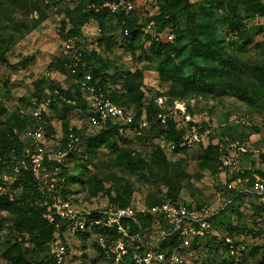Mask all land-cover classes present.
Returning <instances> with one entry per match:
<instances>
[{
    "label": "rangeland",
    "instance_id": "rangeland-1",
    "mask_svg": "<svg viewBox=\"0 0 264 264\" xmlns=\"http://www.w3.org/2000/svg\"><path fill=\"white\" fill-rule=\"evenodd\" d=\"M165 1L137 0V24L142 27L144 37L136 54L121 47L120 37L117 47L111 46L107 54L99 49L102 56L129 72L124 86H117L120 90L117 95L120 101L130 99V105L136 106L140 117L136 125L134 113L124 108L133 118L130 124L119 122L127 126L120 130L126 141L112 136L107 137L105 144L91 141L98 136L97 130L87 126L82 115L71 111L64 118L58 113L49 119L47 128L52 137L46 141V147L66 156L70 177L64 175L63 169L66 183L60 190L63 199L81 214L101 212L108 206L133 208L172 198L191 205L194 210L206 208L219 213L218 220L228 223L230 220L236 226L240 212L220 214L232 203H227L228 192L240 193L248 181L234 179L237 170L253 172L256 181L260 177L258 172L264 168L259 163L264 153V51L257 47L264 40V13L258 7H264V0H186L175 7L172 5L176 0ZM84 4L85 0H0L2 128L13 117L32 114L41 79L49 76L63 84L67 73L48 72V68L67 49L68 32L84 19L81 11ZM226 14L239 17V30L230 29L225 23ZM205 24L210 30L202 28ZM97 28L94 23L87 27L84 41L86 38L91 43L99 39ZM109 32L120 35L115 21ZM170 36L172 41L168 40ZM145 37L149 38L146 42ZM211 39L215 40L214 48L220 50L219 54L215 58L198 54L197 46ZM245 39L253 44L243 46ZM169 56H172L171 65L163 69L170 71L176 67L175 79L161 75L162 63ZM201 75H204L202 85L218 83L215 89L225 94L196 90ZM241 95L247 100H241ZM48 108L45 114L50 112ZM159 114L165 116V123L158 119ZM143 122L147 127L138 136L136 130ZM73 128L84 135L81 143L75 145L71 141L65 143L66 133ZM146 131L147 140L139 141ZM19 136L23 141L25 132ZM221 144L234 147L239 156L236 170L225 169L224 158L221 163L215 156V146ZM62 147L73 152L70 161L69 153ZM151 149L155 153L147 158L149 162H140ZM11 171L6 170L10 177L8 192L13 201H21L12 207L0 206V264H41L58 242L60 230L55 228V241L49 244L45 215L42 219L37 209L45 207L47 200L34 197L31 192L24 193L20 182H14L15 173L10 174ZM51 172V166H47V173ZM71 177H77V181L67 184ZM43 192L52 203L51 193L46 189ZM239 202L233 207L240 206L249 217L245 221L249 220V203L254 202L253 197ZM245 225L253 229L247 221ZM217 233L212 230L209 236ZM219 233L220 238L227 236L222 231ZM151 235L150 240L156 241L158 233ZM242 235L234 240L239 241ZM93 238L70 237L66 263L110 264L98 252ZM245 243L251 248L264 244V239L257 241L249 235ZM162 250L167 251L168 244H163ZM184 256L187 264H229L233 260L234 264L238 263L206 237L198 240L196 250L191 248ZM262 258L264 249L249 264H264Z\"/></svg>",
    "mask_w": 264,
    "mask_h": 264
},
{
    "label": "trees",
    "instance_id": "trees-1",
    "mask_svg": "<svg viewBox=\"0 0 264 264\" xmlns=\"http://www.w3.org/2000/svg\"><path fill=\"white\" fill-rule=\"evenodd\" d=\"M101 0H85V7H82L81 11L83 14V20L78 25H74L75 28L71 29L68 32L67 35V43L73 39L74 37L80 38V43L77 45V49L79 54L81 55V63L76 69L75 74H72L70 69L75 64L74 61H72V55L71 53L65 48L64 51L58 56V58L51 63V65L48 68L49 71L55 72H63L67 73V76L64 79L63 84L59 83L55 79H52L49 76L44 77L41 79V89L39 93V97L37 101L35 102V106L33 109V112L28 117H13L12 119H9L8 125L4 126L5 128H2L0 126V153L2 154L4 158L3 165H0L1 169H7L13 168L14 166L19 165L20 162H22L24 159H26L25 150L26 149H32V143L26 140H21L20 134L28 131V130H42L46 134V141H48V138L52 137L51 131L47 128V123L51 117H55V114H63L61 115L63 118L66 113L70 114L72 112H76L78 115H82V119L86 122L87 126L91 127L89 120L92 116L91 111L89 110L87 100L83 96V94L79 90L78 82L81 80V78L84 76L85 73L90 72L93 76V82L98 86V88L102 89L106 94H108L111 98L114 104L117 106L126 108L128 111H132L135 115V123L138 124L140 113L137 111V108L135 105H130V99L128 101H120L118 98V93L120 90H118L117 86H124V80L127 79L126 77L129 76V72H126L122 68L116 65L115 61L110 59L109 57H104L99 53V49L103 50L105 54H107L111 46H116L118 44L117 38H121V47L128 49L130 53L134 55L141 49V43L142 39L144 37V34L142 32V27L137 24V14L136 12H132L129 15L121 14V15H111L108 12L103 13H96L95 11L91 10L89 6L92 4L100 3ZM165 2H168L166 0ZM182 2H186V0H176L174 1V4L172 7H175ZM137 5V1H136ZM258 7L263 10L264 13V7L262 5H258ZM206 11V10H205ZM225 23L229 24L230 29L233 30H239V27L241 26V22L239 20V17L236 14H233V16H230V14H226V16L223 19ZM111 21V22H110ZM112 21H115V27L119 30L120 35H116L115 33L110 34L109 28L112 27ZM96 24L97 29L101 30V34L99 36V39H97L95 42L92 41L91 43L86 42V38L84 41V30L89 27L91 24ZM109 23L111 26H109ZM131 28L130 35L128 37L124 36V30ZM203 29H209L208 25H203ZM258 32V34H260ZM212 34V33H211ZM257 34V35H258ZM213 35H211L212 38ZM145 42L149 40V38H144ZM143 40V41H144ZM170 43L164 45L168 46ZM215 40L211 39V42L207 44H200L197 46V53L200 55H203V57L206 58H215L220 50L214 48ZM253 44L252 40L245 39L243 46H249ZM163 46V45H162ZM257 47L262 49L264 51V40L261 43L257 44ZM112 54V53H111ZM171 57H166V59L163 61L161 66V75L167 79H175V72H173L174 67L170 71H166L163 69V66H170ZM176 70H178L176 68ZM203 76L201 75L200 84L197 87H194L196 90L200 91H217L220 92L221 90L215 89L216 85L219 86L218 83H211L212 85H202L204 84ZM183 80V78L181 79ZM188 85V84H187ZM130 87L131 84H129ZM131 89V88H130ZM47 90V93H44V91ZM225 94V92H220L219 95ZM241 100L246 101V97L241 95L239 96ZM43 103H49L50 112L48 114H45V112L41 115L40 118L34 117V111L39 107L38 105H41ZM61 117V118H62ZM93 128V127H92ZM127 129V126H124L121 123H108L106 125H103L100 128H94L98 132V136L90 139L91 141H97L100 140L102 144H105L107 141L108 136H112L117 138L118 140L126 141V139L123 136V133H120V130ZM151 127L149 130V134L151 133ZM73 134L76 138L79 139L80 143L83 139L84 135L81 131L77 129L68 130L65 137V143H69L70 139L69 136ZM180 137H178L179 140ZM139 141H145L147 140V131L145 132V135L142 138L138 139ZM45 141V145L47 146V142ZM79 146V144H78ZM51 149L50 147H47ZM179 148V146L177 147ZM62 150L69 151L67 148H63ZM71 153L68 155V159L73 157V152L70 150ZM215 156L217 159L221 160V158L225 157L224 154H222L219 151V147L215 146ZM155 151L153 149L150 150L149 154H144L140 160V162L148 163L151 157H153V154ZM214 154V153H213ZM148 158V159H147ZM262 164H261V163ZM222 163V160H221ZM259 163L261 165H264V153H262ZM67 167L64 168V175H69L70 177V171H67ZM230 171V170H229ZM10 174H13V171L9 172ZM259 176L264 177L262 171L258 172ZM14 175V174H13ZM16 177L15 181H19L22 188H24V193L31 192V194L34 197H37L42 200H47V205L43 208L37 207L39 210L40 217H44V215L47 213L48 208L51 206V200L48 198L42 189V185L39 184L32 176L30 172H26L22 170L19 175H14ZM232 176V175H231ZM237 178H243V180L248 181L245 183V187L251 188L254 183L256 182L253 177V172L245 171L244 175L238 174L234 179ZM67 182L75 183L77 181V177H71V179H68ZM232 181V180H229ZM0 206H6V207H12V204L17 203L20 200L13 201V199L10 197L9 185L5 182H3L0 179ZM2 190H6V192H2ZM227 196V203L230 201L232 202L229 204L220 215H225L226 213H230L231 215L235 212H240L238 215V220L236 226L232 225V222L228 221H221L217 218L213 221V230L217 231V236H209V234L206 236V240H209L210 242H214L215 244L219 245L225 254L229 257V259H237V264H249V262L253 259V257H258L260 251L264 249V244L258 243V245H254L251 248L247 243L246 244V251L242 252L238 257H230L228 254V248L224 245V242L221 241L222 238H220L219 231H222L227 234L228 237H231L235 239L236 236H239L241 233L245 234L247 236H252L253 239L257 241H261L264 239V208L260 207L255 201L252 203H249V209H251V216L249 220H246L248 224H251L253 226V229H248L247 225H245V219L249 218L244 215V211H242V208L239 206V208L235 209L233 206L235 203L239 202L242 203V200L244 198L249 197V195L242 193V192H235L230 191L228 192ZM65 198V196H64ZM66 199V198H65ZM16 200V199H14ZM165 202H170L172 204H185L184 202H179L176 199L167 198V199H157L153 201L152 203H148V205H144L147 207H153L162 205ZM50 204V205H49ZM227 205V204H226ZM190 209H193L191 205H187ZM119 208H127V206H120ZM231 208V209H229ZM89 217L91 220L96 221L98 219H101L102 216L100 215V211L92 212L89 214ZM43 219V218H42ZM233 218H231L232 220ZM45 225H48L49 228V244L54 243L55 241V227L50 225L48 221L45 220ZM140 226L144 230L146 234H149L152 232L153 229L157 227V223L151 219V218H140L139 219ZM128 225H131V231L130 233L132 235H136L139 233L138 227L134 226L133 224L128 223ZM93 230V233L90 232H84V233H77L75 236H80L82 239H89L91 237H94V243L95 246L102 255L103 258H106V255L101 250V248L98 245V238H104L108 242H114L117 238L116 232H111L105 228H98L95 227ZM66 227H63L59 233L58 240L68 244V242L64 241L63 235L65 234ZM178 243L176 241L173 242L172 247L168 248L167 255L169 256L171 254V250L173 248H177ZM192 250L197 249V242H194V244L191 246ZM190 248V249H191ZM189 249V250H190ZM128 256L133 252L132 249L128 248ZM68 252V258H69V246L67 249ZM51 254V253H50ZM48 255V257L44 258V261L41 264H55L53 258L51 255ZM67 258V259H68ZM262 261H264V258H262ZM67 262V261H66ZM236 261L233 260V262L229 264H234ZM67 264V263H65ZM187 264V263H185ZM228 264V263H227Z\"/></svg>",
    "mask_w": 264,
    "mask_h": 264
},
{
    "label": "built area",
    "instance_id": "built-area-1",
    "mask_svg": "<svg viewBox=\"0 0 264 264\" xmlns=\"http://www.w3.org/2000/svg\"><path fill=\"white\" fill-rule=\"evenodd\" d=\"M137 0H101L100 3L92 4L91 10L96 13L108 12L111 15H129L135 12ZM98 34L101 30L98 29ZM130 30H124V36L128 37ZM173 37L168 40L172 41ZM79 37H74L68 42L67 50L72 55V61L75 62L71 73L75 74L77 67L81 63V55L78 52L77 45L80 43ZM79 90L87 100L89 110L92 113L89 123L94 128H100L110 123L123 122L130 124L133 118L130 112L123 107L113 103L112 98L102 89L98 88L93 82V76L90 72L84 74L78 82ZM49 103L41 104L34 113L35 118H40L41 114L47 111ZM158 119L166 122L163 114L158 115ZM147 127L143 122L137 135H142V130ZM122 132V130H121ZM72 144H77L79 139L75 135L69 136ZM32 143V149H26V159L19 165L12 168L15 175H19L22 170L30 172L33 178L42 185L43 190L51 193L52 203L48 208L45 218L55 228L61 230L66 227L63 235L64 241L68 242L70 237L77 233H93L95 227L105 228L116 232L117 238L113 242H108L104 238H98V245L107 256L110 264H185V253L191 248L194 242L205 238L213 230V221L219 213H212L209 209L194 210L184 204H172L165 202L162 205L153 207H133L118 208L108 206L100 212L101 219L91 220L89 214H81L74 209L72 204L63 199L60 186L66 183L62 176L63 169L66 167V156L55 149H49L45 145L46 134L42 130H28L25 132V139ZM220 152L225 155L223 167L229 170L238 168L239 156L235 153L233 146L219 145ZM246 151L241 149V153ZM4 158L0 153V165H3ZM47 166H51L52 172L47 173ZM7 169L0 170V179L7 183L10 177L6 173ZM238 174L244 175L246 170H237ZM264 175V168L262 170ZM1 191V189H0ZM251 197L262 208H264V177H257L256 182L251 188L245 187L241 191ZM140 218H151L157 223V227L151 233L146 234L140 226ZM138 227L139 233L132 235L131 225ZM60 232V231H58ZM158 237L150 240L154 233ZM245 237L243 234L239 241L231 237H224L221 241L228 248L229 256L238 257L246 251ZM178 243L177 248L171 250L168 256L166 251L162 250L163 244L172 247L173 242ZM68 244L58 240L51 251V257L55 264H65L68 258ZM128 248L133 252L128 256Z\"/></svg>",
    "mask_w": 264,
    "mask_h": 264
}]
</instances>
